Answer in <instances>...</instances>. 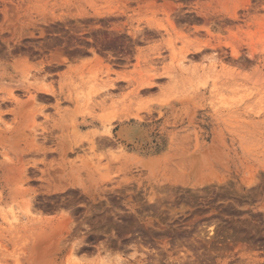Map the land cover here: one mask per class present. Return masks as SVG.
<instances>
[{
  "label": "rangeland",
  "instance_id": "obj_1",
  "mask_svg": "<svg viewBox=\"0 0 264 264\" xmlns=\"http://www.w3.org/2000/svg\"><path fill=\"white\" fill-rule=\"evenodd\" d=\"M0 264H264V0H0Z\"/></svg>",
  "mask_w": 264,
  "mask_h": 264
},
{
  "label": "bare ground",
  "instance_id": "obj_2",
  "mask_svg": "<svg viewBox=\"0 0 264 264\" xmlns=\"http://www.w3.org/2000/svg\"><path fill=\"white\" fill-rule=\"evenodd\" d=\"M170 21H171V19H170ZM172 23H174V22H172ZM172 26H174L173 24H172ZM65 49V48H64ZM81 53V52H80ZM49 92V91H48ZM23 167V166H22ZM19 168V167H18ZM21 171V170H20ZM26 207H24V208H26L27 209V206H28V204L27 205H25ZM13 210H14V207H11V211H12V213H14L13 212ZM16 218V217H15ZM16 220H17V218H16Z\"/></svg>",
  "mask_w": 264,
  "mask_h": 264
}]
</instances>
